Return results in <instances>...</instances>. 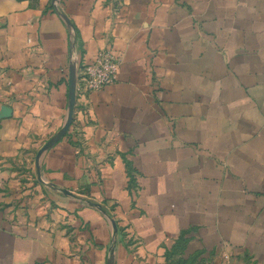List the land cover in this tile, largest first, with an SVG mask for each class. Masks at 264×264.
Returning <instances> with one entry per match:
<instances>
[{"label":"crops","instance_id":"1","mask_svg":"<svg viewBox=\"0 0 264 264\" xmlns=\"http://www.w3.org/2000/svg\"><path fill=\"white\" fill-rule=\"evenodd\" d=\"M225 263L264 264V0H0V264Z\"/></svg>","mask_w":264,"mask_h":264},{"label":"built area","instance_id":"2","mask_svg":"<svg viewBox=\"0 0 264 264\" xmlns=\"http://www.w3.org/2000/svg\"><path fill=\"white\" fill-rule=\"evenodd\" d=\"M118 64L119 57L112 49L99 50L95 59L81 68L76 90L90 92L112 83L116 79Z\"/></svg>","mask_w":264,"mask_h":264},{"label":"water","instance_id":"3","mask_svg":"<svg viewBox=\"0 0 264 264\" xmlns=\"http://www.w3.org/2000/svg\"><path fill=\"white\" fill-rule=\"evenodd\" d=\"M75 88H76V77L74 75V70L72 67H70L69 72V81H68V111H67V117L66 120L57 133H55L38 151L36 156V166L38 167V161L40 158V155L43 151L51 147L58 139H60L67 131L71 120H72V114H73V108L75 103ZM98 206V205H97Z\"/></svg>","mask_w":264,"mask_h":264}]
</instances>
